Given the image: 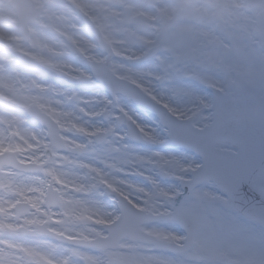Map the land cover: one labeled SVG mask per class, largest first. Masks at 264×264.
Returning a JSON list of instances; mask_svg holds the SVG:
<instances>
[{"label": "flooded vegetation", "instance_id": "obj_1", "mask_svg": "<svg viewBox=\"0 0 264 264\" xmlns=\"http://www.w3.org/2000/svg\"><path fill=\"white\" fill-rule=\"evenodd\" d=\"M171 2H161L160 7L167 8ZM178 24L165 36L158 35L165 48L160 57L152 61L151 72L143 76L146 86H230L237 75L264 86V57L252 43L254 22L241 19L230 25L223 24L222 28L214 21L180 20ZM139 50L134 48L132 52ZM114 65L121 76L120 61ZM126 73L131 74L128 68ZM37 218L41 217L37 215ZM4 224L10 227L15 222L5 219ZM9 227L0 226V232L8 235L4 245L11 251V254L0 255V264H63L67 259L68 264H108L109 258L116 255V250L107 253L70 246L66 254L59 255L21 237L22 227ZM35 229L36 226L29 230ZM74 234L86 240L99 237L89 225L74 228L69 224V236Z\"/></svg>", "mask_w": 264, "mask_h": 264}, {"label": "bare ground", "instance_id": "obj_2", "mask_svg": "<svg viewBox=\"0 0 264 264\" xmlns=\"http://www.w3.org/2000/svg\"><path fill=\"white\" fill-rule=\"evenodd\" d=\"M2 3L3 4H0V16L1 17H7L8 16V18H10L12 16L11 10L8 8L7 5H5L4 1ZM47 7L50 9L57 7L58 12H56V14H69V10L65 6L50 4ZM112 14H113L112 9L109 8L108 5H105L106 19L107 20L111 19ZM51 18L54 19V17H51ZM5 25H6V22H4V20H0V39L5 38V40H7V42H11L10 43L11 49H17L19 46V43L15 39L8 38L7 33L4 29ZM40 37H42V36H40ZM43 41L45 43H48V40L45 37L43 38ZM38 44H39V42L37 41L35 46H37ZM47 48H48V45H47V47L39 49L38 52L43 53L41 50H45ZM3 55H5V53H3ZM2 62H3V58L0 55V65H4V64H1ZM2 69H3V67L0 66V86H8V85H10L8 79L11 77V74H8L6 72L3 74V72L1 71ZM68 73H69V71H68ZM68 76H69V74H66V77H68ZM68 87L69 86L62 85V86H48V88H46V92L49 94L50 98L52 99V101H51L52 106H53V104L58 103L60 100L65 101V96L62 93V91H66V93H68V91H69ZM5 89L7 90L8 88L5 87ZM145 91L147 92V94H150L152 90H144V92ZM56 92L58 94H56ZM90 101L96 102L97 98L90 97ZM67 113L69 114V112H67ZM1 121L2 120H0V129L2 128L3 125H5V124L1 123ZM64 121L65 122L62 123V128L65 131L64 136L66 138H70L75 144L89 145L90 139L85 138L86 134L83 133V131H81V128L82 127L85 128L86 126L89 128L90 126H93L94 124H96V122L94 120L91 122H77L79 125L78 131L69 127V120H64ZM28 128H31V127L28 126ZM36 131H38V129L31 128V129L22 131V134H21V137H26L27 141L24 142L23 151L21 150L19 152V154L22 156V158L29 156L28 161H31L32 156L30 154H33V151H34L33 148H36V146L39 145V142L36 140V137L34 135H32ZM81 133H83L82 137H80V139H78L76 137V135L81 134ZM160 140L161 139L154 141L152 148L160 147L157 144V143L161 144ZM18 144H20V142H18ZM119 145H120V147H119L117 152H119L120 154H124V155L126 153L131 155L132 151H131L130 146H124L123 141H120ZM90 146H92V145H89V146L85 147L84 149L83 148L78 149L80 156L83 158L82 163H86V164H84L83 167L89 166V164H87V163L92 164V161L89 160L88 158L102 159L101 158L102 155H100L99 151H96L94 149V147L91 148ZM113 152H114V150H112V151L106 150L104 152V156H106V157L113 156ZM108 154H109V156H108ZM163 156H164V158H163ZM148 157H152L154 161H160V162H161V159H163V160L166 159L167 162H170L169 163L170 167L172 166V163L177 165L178 162H180L181 160L188 159L187 156H185L183 154H177V153L157 154V153L151 152V154L148 155ZM121 161H124V160H121ZM160 162H159V164H161ZM110 164H111V162H110ZM115 164H116V161H114L111 165H109V167H108L109 172L114 171V165ZM170 169H171V172L169 173V177L170 178L176 177V175L172 171L173 168H170ZM153 170H154L153 167H149V171H148L149 180H148V184L146 187L145 195L149 190H151L150 195H149V198L151 199V204L154 207H156L158 209V211H162V212L164 210L169 211L170 217L168 220L167 228L169 230L168 235H170V239L173 242L177 241L176 236H174L176 233V230H177V226H178L177 225L178 221L176 219H178L177 216H179V214H181L183 209L186 212H190L196 218V220L198 222H200V224H201L202 231H201V235L199 236L200 245L210 246L211 241L215 238H223V240H227L226 238L221 237V236H226L230 232H232V230L234 229V225L229 220L230 214L228 213V211L226 209H224V204H225L224 201L219 200L216 196L211 194L209 192L210 190L203 191V193L207 194V195H204L202 198H201V195H199V197L196 198L194 202H187V201L184 202L183 200L179 199L178 197L177 198L169 197V198H164L163 200H161L158 198V196H161L160 191L163 188L172 189V186H170L168 183H164L166 176H164L161 173H158V171L153 173ZM4 175L14 177V178L16 176H18V175H14L13 173H10V172H6ZM18 177L24 179L25 181H31L32 180V178L26 177L24 175L18 176ZM121 182L124 183L122 185V187H125L130 191V189L127 187L129 183L126 181V176H124L123 172L121 174ZM7 186L11 187L12 185L10 183H7ZM173 188H175V187H173ZM145 195L139 194V193L136 194L134 192L132 193L133 199H136V200H137V198H140L139 200L144 199ZM90 206H92L94 208V203L91 202ZM100 207L104 211L112 210L113 203L103 202ZM240 240H241V233L239 230H236V239L232 238L231 241L238 244L240 242ZM124 248L142 250L144 255H142L141 257L149 258V256H150V255H148L149 254L148 253L149 247H146V246L133 245L130 243H126V246ZM197 250H199V248H197L196 252H194L193 255L189 256V257L172 256L170 254H167L164 251L162 253H159V254L154 253L150 257H152V263L153 264H215L212 260H210L208 258H205V257L199 258L200 257V255H199L200 250L199 251H197ZM222 264H224V263H222Z\"/></svg>", "mask_w": 264, "mask_h": 264}, {"label": "rangeland", "instance_id": "obj_3", "mask_svg": "<svg viewBox=\"0 0 264 264\" xmlns=\"http://www.w3.org/2000/svg\"><path fill=\"white\" fill-rule=\"evenodd\" d=\"M51 1H53V0H51ZM120 1L123 4V8H119L117 14H116V12H114V13L116 16H118V20H119V17L121 18L122 32H123V34H125V37L129 38L132 35V31L130 29L131 24L128 23L129 18H131V15H129V14L127 15V12L129 10H131V7L129 5H126L129 1L119 0V2ZM116 4L117 3H115V5ZM95 6L99 7L97 5H95ZM95 9L96 8L95 7L93 8V5H91V4L86 6V10H91L93 12ZM101 10H102V8L99 7L98 13L103 14V12ZM14 23L15 22L9 23V26L6 30V32L8 33V38L15 39L19 43V46H18L19 49L17 48V50L24 51V47H25L26 43H24L22 37L19 36L17 34V32L14 30V28H13ZM40 28L43 29V27H39L37 29L38 30L37 32L44 33V34L46 33V35L50 36V34L48 33L47 30H44V32L39 31ZM60 28L63 29L61 26H58V28L56 27L55 29H57L60 32L61 31ZM61 33H62V31H61ZM55 39L57 40L58 43H60V36L55 37ZM32 42H34L35 44L37 43V41H35V40ZM32 42L29 43V47H25V48H27V49L33 48ZM50 42H51V40H50ZM10 43L11 42H7V40H5V39L0 40V44H1L0 55L3 58V62L1 64H15V63H17L15 60L16 49H11ZM39 47L41 48L42 46L39 44ZM3 52H5L6 54L3 55ZM29 54L41 57L40 54L34 52V49L32 51H29ZM38 61H37L38 64L41 66L42 70H44V65H45L44 62H42V60H38ZM59 61H62V60H59ZM15 78H16V76H15ZM12 79L13 78H11L10 80H12ZM5 101H6V103L8 102V104H11V102L8 99H5ZM26 103L27 102L21 103V104L24 106H27L28 104H26ZM18 119L19 120H17V122L9 121L8 119L2 120L1 123L5 124V125H3L2 128L0 129V153L4 149V143H5L6 139L8 141H11V139L13 138L12 136L17 137L16 139H19L20 142H23V144L17 145V147L11 148L12 152L16 155L17 158H18V154H19L17 151L21 150V148L23 149L24 148V142L27 141L26 137L17 136V134L21 135L22 131L27 130L23 126L25 122H22V121H26V120L25 119L21 120L20 118H18ZM40 131H41V129H40ZM34 135H36V134H34ZM36 139L39 140L40 138H36ZM152 140L154 141L153 136H147V138H146L147 143L145 145H143L141 147H138L136 145L135 146L132 145V149L138 150L139 154L137 156H131V158L129 160V164L137 163V162H147V163L151 162L150 159H138L136 157L145 154V151L150 149V143ZM116 141H117V139H116ZM163 142H165V147H169V145L166 143V139H163ZM193 159L191 158V160H193ZM165 161H167V160H165ZM165 161H163V162H165ZM193 162H194V160H193ZM162 167H163V165H162ZM193 167H194V165H191V169ZM190 171L185 170L183 173L188 174ZM78 173H79V171H78ZM176 173L178 174L177 170H176ZM78 178L82 179V176H79ZM179 179H180V177H177V179L175 178V180H179ZM208 186L213 188L215 195L220 198L221 195L218 193V191L216 190V188L213 185H211V184L210 185H204V186H202V188H206ZM171 190L172 189H170V195H175V197H177L180 190L177 189V191H175L174 193H172ZM167 193H169V192H167ZM199 194H200V191L199 192L197 191L194 195L191 194L192 196L190 195L191 196L190 201L194 202L195 199L199 196ZM178 196H179V198H182L181 195H178ZM187 197H189V196H187ZM187 197H184L183 199L188 200ZM221 197L223 198V196H221ZM226 206L233 215H236V217L238 216L236 213L233 212V210L230 208V206L228 204H226ZM137 207L141 208L144 206H142L141 204H138ZM151 211L158 213L155 210H151ZM183 216H184V214L182 215V217H181V214H179V217L183 218ZM188 216L196 224L195 243H194L192 250L189 253H187L185 255H182V254H176V255L189 257V256H192L194 252H196L197 248H199L200 251L197 250V251H199V255H200L199 258H204V257L208 258V259L212 260L215 264H221V263L227 264V262H228V264H264V230H262L258 226L253 225V224L243 220L240 216H238L237 218L241 219L242 222L237 223V226H242L243 231L246 233V238H243L242 245L228 246V245H226V243H223L222 240H220V238H215L211 241L210 246H205V245H200V243H198L199 242V232H200V222H198L197 220L195 221L191 215L188 214ZM178 226L179 227L177 228L174 236H176L177 241H181V243H182V240L184 237L182 221L180 222V224ZM144 227L147 229V231H150L154 236H157V238H159L157 235L158 234L157 231L150 230L149 225H146ZM162 234H163V231H162ZM161 236L162 235H160V237ZM247 238H248V241H247ZM169 241L170 242L172 241L170 239V235H169ZM247 243H248V245H247ZM162 246L168 247L167 245H160L158 247H154L153 249H155L157 252H159L161 249H163ZM168 252H169V249H168ZM149 262H150V264H152L151 263L152 261H150V258H149Z\"/></svg>", "mask_w": 264, "mask_h": 264}, {"label": "clouds", "instance_id": "obj_4", "mask_svg": "<svg viewBox=\"0 0 264 264\" xmlns=\"http://www.w3.org/2000/svg\"><path fill=\"white\" fill-rule=\"evenodd\" d=\"M33 15H38L35 9ZM163 16L224 25L243 19L264 25V0H172Z\"/></svg>", "mask_w": 264, "mask_h": 264}, {"label": "water", "instance_id": "obj_5", "mask_svg": "<svg viewBox=\"0 0 264 264\" xmlns=\"http://www.w3.org/2000/svg\"><path fill=\"white\" fill-rule=\"evenodd\" d=\"M261 119L264 120V113L261 115ZM255 156H256V161L259 162V165L263 169L259 177L254 180L251 179V177L256 173L254 169L249 171L247 177H242L241 174H238V177H240L242 181L245 182L244 187L246 188L249 187L247 183H251L254 189L250 190V192L252 194H257L255 196L256 202L260 205V207L264 211V179H262L264 177V154H256ZM223 181L225 182L226 180L223 178Z\"/></svg>", "mask_w": 264, "mask_h": 264}]
</instances>
